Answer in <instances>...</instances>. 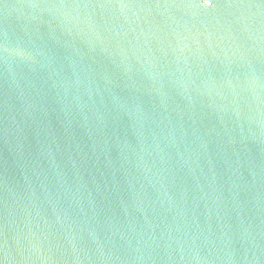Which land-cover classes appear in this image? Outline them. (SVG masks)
Wrapping results in <instances>:
<instances>
[{"label": "water", "instance_id": "obj_1", "mask_svg": "<svg viewBox=\"0 0 264 264\" xmlns=\"http://www.w3.org/2000/svg\"><path fill=\"white\" fill-rule=\"evenodd\" d=\"M0 264H264V0H0Z\"/></svg>", "mask_w": 264, "mask_h": 264}, {"label": "snow or ice", "instance_id": "obj_2", "mask_svg": "<svg viewBox=\"0 0 264 264\" xmlns=\"http://www.w3.org/2000/svg\"><path fill=\"white\" fill-rule=\"evenodd\" d=\"M206 2L211 3V0H206Z\"/></svg>", "mask_w": 264, "mask_h": 264}, {"label": "clouds", "instance_id": "obj_3", "mask_svg": "<svg viewBox=\"0 0 264 264\" xmlns=\"http://www.w3.org/2000/svg\"><path fill=\"white\" fill-rule=\"evenodd\" d=\"M5 51H7V49H5Z\"/></svg>", "mask_w": 264, "mask_h": 264}]
</instances>
